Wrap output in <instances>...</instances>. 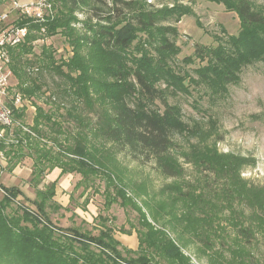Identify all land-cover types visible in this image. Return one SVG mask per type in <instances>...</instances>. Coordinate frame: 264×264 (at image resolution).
Returning a JSON list of instances; mask_svg holds the SVG:
<instances>
[{
  "label": "trees",
  "instance_id": "1",
  "mask_svg": "<svg viewBox=\"0 0 264 264\" xmlns=\"http://www.w3.org/2000/svg\"><path fill=\"white\" fill-rule=\"evenodd\" d=\"M216 1L236 12L240 29L237 34L217 37L215 45L196 43L194 46V54L204 61L203 65L193 69L195 83L204 84L214 93L236 83L243 67L264 58V5L252 0ZM61 2L69 15L81 7L88 8L90 16L87 15L82 32L68 28L71 19L59 17L57 13L44 23L21 18L16 24L27 26L28 34L23 43L9 51L14 72V64L20 62L21 55L31 53L30 42L53 34L59 27L69 35L73 47L72 55L65 63L69 68L67 73L60 68L62 63L54 64L49 53L44 49L43 53L50 61L47 69L66 79L57 89L61 96L59 105L63 104L66 96L69 107L65 108V114L82 130L77 138H73V143L67 146L58 143L57 155L52 156L45 151L38 154L39 159L58 157L50 167L59 168L61 175L75 172L84 178L88 172L99 168L95 164L99 160L94 153L105 154L89 143L85 132L89 131L97 140L111 143L118 151H126L142 161L154 162L161 174L176 177L180 166L172 154V150L178 148L175 136L193 138L194 143L189 148L180 149L182 157L186 162L196 159L206 174L201 178L202 186L199 183L191 187L201 189L200 200L195 202L200 203L199 215L203 216L188 212L185 216L189 219L188 227L195 234L208 233L213 229L214 216L221 214L234 225L236 246L237 241L240 242V247L228 248V257L219 252L221 264H255L252 256L251 260L247 258L246 245L254 244L258 234L264 237V184L240 175L243 165L248 161L253 166L255 160L249 157L243 162V156L219 153L215 142L221 136L184 122L180 109L168 103L156 85L158 81L173 87L182 84L171 70V59L178 53L175 46L177 30L163 21L169 17L177 21L183 12H178L175 5L154 8L152 4L139 3L138 0H111L109 4L106 0ZM41 28H44V34L40 33ZM139 31L157 35L154 41L161 49L154 59L147 57L130 69L125 55ZM40 88L41 85L32 80L19 83V90L28 97L37 94ZM35 109V126L30 127L35 136L44 137L39 127L42 123L60 126L41 106L35 105ZM15 110L13 108L14 113ZM20 133L21 129H18L16 135ZM26 136L28 138L22 137L17 145H22L23 140L27 142L30 136ZM71 154L78 157L71 159ZM35 164L34 169L37 168ZM38 172L40 175L43 168H38ZM31 180V185L36 187L38 182ZM55 185L56 180L46 184L44 190L37 189L35 198L30 199L17 186L0 183V189L5 193L0 200V264H160L155 256L176 255L182 258L173 242L166 239L165 232L153 230L144 216H141V225L148 229L137 234L138 256L135 259L122 256L124 248H119L121 243L104 222L100 223L95 235L73 227L54 226L45 213V206L47 201L55 203ZM203 186L215 188L202 190ZM18 196L31 205H20L22 213L10 216L4 211V199L15 200ZM225 206L230 209L227 216L220 209ZM173 215L171 218L177 221L179 217ZM199 239L205 247L212 248L209 238L202 236Z\"/></svg>",
  "mask_w": 264,
  "mask_h": 264
},
{
  "label": "rangeland",
  "instance_id": "2",
  "mask_svg": "<svg viewBox=\"0 0 264 264\" xmlns=\"http://www.w3.org/2000/svg\"><path fill=\"white\" fill-rule=\"evenodd\" d=\"M110 1L106 0L108 4ZM138 1L150 3L154 8L175 5L174 8L178 12H183L177 21H174V17L163 21L165 25L175 26L177 30L175 46L178 53L171 59V70L182 83L175 87L163 81L156 83L166 101L180 109L182 119L187 124L221 136L215 142L219 153L243 156V162L252 157L255 160L254 165L250 166L247 161L240 175L255 183L264 184V58L243 67L238 81L226 85L218 93H214L202 83L196 84V75L193 72L194 68L204 64V61L194 54L195 44L215 45L217 37L237 34L240 20L236 12L216 0ZM252 1L264 5V0ZM1 10L0 3V12ZM66 10L61 0H56L57 16H68L71 19L68 28L82 32L83 24L90 14L88 8L81 7L70 15ZM12 18L10 17V20ZM60 30L59 27L53 34L32 40L31 53L22 54L20 62L14 64L10 92L21 94L23 106L15 108L19 117L14 113V125L0 124V183L5 186H17L30 199L35 198L37 189L44 190L45 185L54 180L60 172L59 168L50 167L58 157L39 159L38 154L48 151L52 156L57 155L58 143L63 146L73 143V138H77L82 130L77 122L65 114V108L69 107L66 96L63 104L59 105L61 96L57 89L63 86L66 79L46 67L50 61L45 57L43 49L52 57L54 64L62 63L60 68L68 72L69 68L65 63L70 59L73 47L69 35ZM156 37L157 35L150 32H137L125 55L128 68L134 69L143 59H154L158 55L161 48L154 41ZM69 74L73 75L74 72ZM22 80L25 83L30 80L39 83L40 91L34 96H26L19 90ZM35 105L41 106L52 116V121L60 124L59 127L51 123L39 125L44 137H37L30 131V127L35 126ZM18 129H21L22 133L16 135ZM85 132L89 143L97 146L98 152L105 154L100 153V156L94 153L95 158L99 160L95 163L99 168L88 172L84 178L75 172L58 177L53 196L55 203L47 201L45 206V213L54 226L73 227L80 232L95 235L100 223L104 222V225L112 228L114 237L121 243L119 248H124L121 251L122 256L135 259L138 256L137 234L148 229L141 225V216H144L153 226V230L165 232L166 239L173 242L183 258L176 255L155 256L160 264H221L219 252L228 257L230 246L240 247V242L237 241V246L234 243V225L221 214L214 216L213 229H209L208 233L204 231L195 234L188 227L189 219L185 218L188 212L198 217L203 216L199 215L200 203L195 202L200 200L201 189L191 187L199 183L202 186L201 178L206 174L203 165L197 163L196 159L186 162L182 157L180 149L189 148V145L194 143L193 138L175 136L178 148L173 149L172 154L180 166L179 175L168 177L161 174L154 162L133 158L126 151H118L111 143L97 140L92 133ZM26 134L30 136L28 141L23 140L22 145H17L22 137L28 138ZM77 157L71 154V159ZM34 162L36 169L33 168ZM38 168H43L40 175ZM31 178L38 182L36 187L31 185ZM205 188L212 190L215 187L203 186L202 190H206ZM4 194L0 189V200ZM4 204V211L10 216L22 213L20 205H31L21 196L15 200L4 199ZM220 209L226 216L230 212L227 206ZM172 214L179 217L177 221H173ZM202 236L209 238L212 248L203 245V241L199 239ZM246 246L249 252L247 258L251 260L252 256L255 264H262L264 237L258 234L254 244Z\"/></svg>",
  "mask_w": 264,
  "mask_h": 264
},
{
  "label": "built area",
  "instance_id": "3",
  "mask_svg": "<svg viewBox=\"0 0 264 264\" xmlns=\"http://www.w3.org/2000/svg\"><path fill=\"white\" fill-rule=\"evenodd\" d=\"M56 0H32L20 2L17 0H0V124L12 126L16 122L13 108L23 106V97L18 92L11 94L10 48L25 41L28 34L27 26H19L16 21L21 18L33 22L44 23L55 16ZM10 17H13L10 20ZM40 33L44 34V28ZM42 39V38H41Z\"/></svg>",
  "mask_w": 264,
  "mask_h": 264
},
{
  "label": "crops",
  "instance_id": "4",
  "mask_svg": "<svg viewBox=\"0 0 264 264\" xmlns=\"http://www.w3.org/2000/svg\"><path fill=\"white\" fill-rule=\"evenodd\" d=\"M61 176V174H60V172L57 174V177L54 179V180H52V181H55L56 180V182H57V179H58V177H60ZM51 181V182H52ZM65 181H67V179H65ZM56 186V185H55Z\"/></svg>",
  "mask_w": 264,
  "mask_h": 264
}]
</instances>
